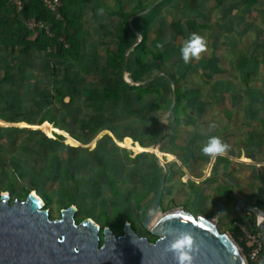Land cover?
Masks as SVG:
<instances>
[{"label": "trees", "instance_id": "1", "mask_svg": "<svg viewBox=\"0 0 264 264\" xmlns=\"http://www.w3.org/2000/svg\"><path fill=\"white\" fill-rule=\"evenodd\" d=\"M67 1L62 0L61 18L46 8L43 0H24L20 11L10 0H0V118L34 125L0 126V195L8 191L13 203L36 191L52 219H56L53 205L60 209L75 205L78 222L92 218L98 224L103 223L101 237L105 227L122 234L126 222L142 225L143 216L154 200L164 173L155 155L145 151L133 155L132 149L118 145L109 133L98 137L94 148L76 146L57 132L51 137L39 125L49 121L84 145L109 130L121 142L131 139L133 144L139 141L136 144L149 147L160 139L175 142L172 131L183 133L189 125L195 129L187 130L185 140L202 141L205 134L200 129L208 122L212 102H221L222 94L235 89H245L251 95L250 110L253 105H261L253 111V118L261 119L264 125V118L258 113L264 110V84L251 85L252 81L264 80V58L254 53L250 63L243 61L241 75L246 88L215 81L204 92L198 85L184 83L190 64L183 62V43H167L172 33L174 38L179 35L185 41L190 36L186 26L199 33L197 20L179 16L178 20L166 23L168 26L158 22L163 7L173 5L181 10L184 3L185 10L190 1L136 0L129 8L123 7L118 13L121 19L110 24V35L105 32L108 25L99 27L100 34L105 32L113 45L105 53L86 52L88 36L80 22L69 17ZM201 1L209 11L219 8L224 17L230 12L225 8L229 0ZM241 2L244 12L256 11L264 22V0ZM149 7L152 9L144 12ZM198 16L207 20L212 13ZM31 18L45 22L50 32L43 28L29 29L27 21ZM156 28L159 32L152 39ZM135 31L142 35L140 42ZM257 34L256 49L264 47L261 31ZM126 56V72L134 84L124 77ZM204 66L210 72H222L220 55L214 52ZM140 81L143 83L136 84ZM204 95L213 100L206 101ZM255 135L259 140L255 148L258 151L264 141V126ZM245 145L248 149L249 144ZM161 149L177 150L174 145ZM192 157L195 162L209 160L197 152ZM187 158V154L182 156L184 163ZM246 220L235 219L230 231L248 255L251 247L242 226L260 235L255 216L249 213ZM238 221L240 224H236ZM146 233L140 235L151 241L157 239L148 230Z\"/></svg>", "mask_w": 264, "mask_h": 264}, {"label": "crops", "instance_id": "2", "mask_svg": "<svg viewBox=\"0 0 264 264\" xmlns=\"http://www.w3.org/2000/svg\"><path fill=\"white\" fill-rule=\"evenodd\" d=\"M135 1L136 0H119L120 7L116 6L117 0H68L67 1V5H68L67 12L69 17L71 19L80 22V24L84 27L83 31H86L85 34L88 36L86 52L99 51L101 53H105L109 47L113 48V45L110 42V37L107 39L105 37V32L108 35H110L112 32V28L110 26L111 22L119 21V19H121L118 13L121 10H123V2L128 4H133L135 3ZM155 1L157 0H145L146 3H153ZM188 1H190V3L188 8H185V10H184V3L181 6V10H179V8L177 9L173 5H169L168 7L167 6L163 7L161 14H159L158 16V22H160L162 26H166L167 25L166 23L170 24L172 21L178 20L179 16L181 18H185L188 20H197L196 22L198 23L199 26L198 27L199 34L205 35L209 41L208 51L202 55V58L200 60H193L190 63H188L190 64V73L188 74L184 83L191 85H199V84L210 85L216 81L222 83H229L231 85L234 84L242 85L244 88H246L245 87L246 83L241 75V66L243 65V61H248V63H250V57L254 53H258L260 59L261 57L264 58L262 56L263 54L262 51L264 50L263 49L256 50V47L254 45L251 46V44L249 43V40L258 38L257 33L258 31H260L258 30L259 28H256L255 30L253 29L254 27H256V18L260 21V23L264 24V22H262L261 19L257 16L256 11H253L252 13L244 12L245 6L243 2H241V0H229V2L226 4L225 7L227 11H230L227 17L221 15L222 13L219 11V8L212 9L209 11L208 7L205 6L204 2H202L201 0H199V2H197L196 0H188ZM232 5H235L233 9H232ZM257 6L259 7V4H257ZM209 12L212 13V16L209 17L207 20L202 19L203 17L198 16V14L208 15ZM60 17L62 18L63 16L60 15ZM101 24H104V26L106 27L108 25V30L105 28L106 29L105 32L100 34L99 27ZM185 30L189 32L188 33L189 35H191L194 32L193 29L190 30L187 28V26ZM255 31H256V36L253 34L255 33ZM47 32H50V30ZM157 32H159L157 28L152 31L151 34L152 39L156 38ZM246 41L248 42L249 47H245L243 45V42L246 43ZM169 42L170 43L176 42L181 44L184 43L185 41H183V37L179 35H177L174 38V35L172 33L170 40L169 39L167 40V43ZM214 52H216L221 57L222 72L213 73V71L210 72L207 70L206 68L207 66H204V64L208 62V59L212 56ZM178 70L179 67H176L175 71ZM235 70H239V71L235 73ZM207 73L213 74V76L208 77ZM125 74H129V73L128 72L124 73V77ZM254 78L255 77H253V79ZM262 84H264V80L262 79H259L257 82L255 81L251 82V85L253 87L261 86ZM208 97L209 100L207 96L204 95V99L206 101L213 100L212 97L210 96ZM220 97H222L221 102H216V104H222V102L225 103V106H221V108H219L220 111L224 112L223 116L227 118V120L230 119L232 120L237 117L236 128L242 129L244 131L243 133L245 134V136L238 138V140H235L236 134L233 133L234 131H232L233 135L232 134L229 135L228 134L229 132L224 127L225 131H222L223 134H217L214 131L212 132L206 130L205 129V127L207 126L206 124L203 125L200 129L201 132L205 134V139L202 141H195L197 142V145H192L190 143H192L193 141L185 140L187 136L186 132L187 130H189L188 127L191 126L189 125L187 126V130L183 131L184 139L181 142L178 141L168 142L165 140L163 141L161 139L158 146L161 149V147L163 146L174 145V148L177 149L174 152L161 150L162 151L161 153L167 158L170 156L177 158L179 157V159L181 160L180 163L181 166L182 165L185 166V168H187L188 170L189 175L186 177L191 179L190 182L187 184L188 185L187 187L196 189L198 186H200L202 193L208 197V207L210 209V213H212V215H209V218L214 219L221 217L222 215L224 216L228 215L229 222L231 223L237 218H243L245 219V221H247L246 218L248 217L249 212L245 210H241V211L235 210V204L238 199L235 193L241 192L246 198H251L255 206L264 210V141L262 142L261 150L258 149L257 151L255 149L256 147H258L256 145V142L259 141L256 139L255 131L261 129L264 125L261 119L258 120L253 118V111L256 112L255 111L256 107H254L253 105L252 108L253 110H250L251 108H249V102L251 100V95L247 94L245 89L239 91L235 89L229 92L228 94H222ZM244 100L246 101L245 103H243ZM214 103L215 102H212V105H214ZM241 104H242V108H240L239 113L242 112V115L236 114V112H234V108L240 106ZM212 105H211V113L213 111ZM258 113L260 117L264 118V110H260L258 111ZM0 120H2V122L5 121L1 118ZM12 123H24L25 124L24 126L34 127V125L30 126L26 122H12ZM46 124L49 125L50 127L49 128L45 127L44 125ZM3 126H8V125L3 124ZM18 126H23V124ZM39 127L44 131H47L51 127L55 128L49 121H45L43 124L39 125ZM55 129L58 131H62L65 134H68L67 132L60 130L59 128L58 129L55 128ZM104 131L105 132H103L102 134L108 132V130H104ZM68 136L70 135L68 134ZM101 136L102 135L99 134L96 137V139L92 141L95 144L93 147L90 146L92 142L88 145H84L81 143V146L84 147L90 146L91 148H94L96 146L97 138ZM111 136L114 138V140L116 139L113 133H111ZM211 136H220L223 140H225L227 143L231 145V151H229L224 156H218L216 158H211L207 155H204L201 149L203 145L207 143L209 137ZM262 139L264 140V136ZM128 141L129 140L125 139L122 142L124 144V143H128ZM137 142L139 141H136L134 144H136ZM246 143L249 144L248 149L245 145ZM75 145L78 146L77 143ZM153 145L149 147H153ZM192 146H194L193 147L194 149H192ZM197 146L199 147L195 151V148ZM137 147L141 149L142 145L133 146V148H137ZM178 147H181L183 149L186 148L188 149L183 151ZM242 149L243 151L240 154ZM143 151L144 150L140 152ZM195 152L199 153L201 156L209 157V160L207 162H202V161L195 162L194 158L192 157L193 153ZM151 153H153L156 158V154L152 151ZM184 154L188 155V158L186 159V163H184V160L182 159V156ZM245 158H248V160H246ZM219 159H226L228 161L219 162ZM207 164H209V167L205 169L204 166ZM217 168L218 169L221 168V170L223 171V176H217L218 174L215 173H214L215 176H212L213 170L215 171L217 170ZM170 172L171 170L169 167V173L167 175L166 183L164 187V189L165 188L167 189L168 194L171 191H172L171 193H173L177 189L176 181L173 179L174 176L169 177ZM32 192H36V191H32ZM220 201L224 202L226 205L225 211L222 214H220L217 211V204ZM250 214H253L255 216V224L257 225V230L259 235L262 237L263 231H261V229L258 227L256 214L255 213H250ZM236 224H240V221L236 222ZM251 225L254 226V224ZM242 228L243 230L246 229L244 226H242ZM262 257L263 255L261 256V258ZM260 260H259V264H260Z\"/></svg>", "mask_w": 264, "mask_h": 264}, {"label": "water", "instance_id": "3", "mask_svg": "<svg viewBox=\"0 0 264 264\" xmlns=\"http://www.w3.org/2000/svg\"><path fill=\"white\" fill-rule=\"evenodd\" d=\"M150 9L152 7L144 12ZM135 32L140 42L142 36ZM126 64L127 56L124 73ZM127 82L134 84L131 80ZM68 100L69 96L66 97ZM3 123L8 126L20 125L6 121ZM56 132L68 136L62 131ZM159 143L160 140L153 147ZM147 148L145 150L157 152ZM156 160L164 173L154 200L142 220L144 227L157 236L155 241L138 234L129 222L125 224L122 234H115L110 227H105L101 237V226L92 218L77 221L75 205L62 209L61 216L52 219L50 210L44 207L43 199L36 192L29 193L23 200L17 198L13 203L10 193L3 192L0 195V264H178L173 253L167 251V244L172 239L167 231L169 227L187 229L196 236L200 247L195 254V264H249L244 249L232 234L219 229L215 219L203 214L194 215L179 207L161 211L169 167L157 156ZM235 195L238 198L235 210L256 214L264 242V210L255 206L253 200L241 192ZM225 208L224 202H218L217 211L220 214ZM260 264H264V254Z\"/></svg>", "mask_w": 264, "mask_h": 264}, {"label": "rangeland", "instance_id": "4", "mask_svg": "<svg viewBox=\"0 0 264 264\" xmlns=\"http://www.w3.org/2000/svg\"><path fill=\"white\" fill-rule=\"evenodd\" d=\"M125 2V1H124ZM123 2V7L125 8H129V6H131V4H128V3H124ZM116 6L117 7H120V2L119 0H117L116 2ZM256 28H259V30L261 31V34L264 36V24L260 23V21L256 18V27H254L253 29L255 30ZM255 36H256V31L255 33H253ZM253 36V35H252ZM256 41L257 39H252V40H249V43L252 45H254L255 47L257 46L256 45ZM253 42V44H252ZM259 44V43H258ZM261 44V42H260ZM243 45L245 47H249V44L248 42L246 41L243 42ZM258 49H263V47H259ZM257 50V49H256ZM262 56L264 57V51H262ZM237 67V66H236ZM239 70H235V73H237ZM198 86H200V90H203L204 92L205 91H208V88H209V84H199ZM208 100H209V97L207 96ZM246 101L244 100L243 103H245ZM242 103V104H243ZM214 103V105H212L213 107V111L211 113V115H209V120L208 122L206 123L207 126L205 127L206 130L208 131H214L216 132L217 134H223L222 131H225L224 127L227 129V131L229 132L228 134H232V131H234L233 133L236 134L235 136V140H238V138L240 137H243L245 136V134L243 133L244 131L242 129H238L236 128L237 127V123H236V118L234 119H230V120H227V118H225L223 116V111H220L219 108H221V106H225V103L222 102V104H216ZM233 104V103H232ZM242 104L236 108H234V112H236V114H241L242 115V112L239 113V110L240 108H242ZM258 105V106H257ZM256 107H259L261 105L257 104ZM3 122L2 120H0V125L3 126ZM23 126L25 125L24 123H20V125ZM164 124L167 125V121L164 119ZM30 126H33L31 124H29ZM213 125H215V127H213ZM45 127L49 128L50 126L49 125H44ZM204 128V127H203ZM58 129V128H57ZM189 130H194L195 128L193 126H189L188 127ZM54 131H58L56 130L55 128L51 127L50 129H48L46 132L50 135V136H54ZM166 133H167V129H165ZM105 132V131H102L100 133V135H103L102 133ZM231 132V133H230ZM106 133H109L111 135V131L108 130V132ZM226 133V132H225ZM239 133V135H238ZM105 134V133H104ZM171 134H174L175 135V142L178 141V142H181L183 139H184V134L180 131H178L177 133L173 132ZM227 135V134H226ZM233 135V134H232ZM129 140L128 143H124L122 144L123 146L125 147H128L129 149H132L134 154H137L138 152L144 150L145 152H151L149 150H145L146 148H144L142 146L141 149H139L138 147L137 148H133V146H141L139 144H133V141L131 139H127ZM161 140V139H160ZM67 142L71 143H77L78 142L76 140H74L73 138H71L70 136H67V139H66ZM121 142V141H120ZM123 143V142H122ZM139 143V142H137ZM95 144L92 142L90 144V146H94ZM152 148L153 150H157V152H155L156 156L159 158V160L163 163V164H166L167 166H169L171 168V172H170V175L169 176H174V180L176 181V186H177V189L176 191H174L173 193H167V189L165 188L164 189V194L163 195V206H164V209H161L162 212H166L167 210L169 209H172V208H183L184 210L186 211H189L191 213H193L194 215H199V214H203L207 217H209V215H212V213H210V209L208 207V197L205 196L202 191H201V188L200 186H198L196 189H193V188H189L187 187L188 183L190 182L191 179H189L188 176L189 173H188V170L187 168H185V166H181V160L179 159V157H165L161 152L162 149L159 148V146L157 147H150ZM150 148H147V149H150ZM243 149L241 150L240 154L242 153ZM160 155V156H159ZM246 160H248V158H245ZM220 161H225L227 162L228 160L226 159H219V162ZM205 169L209 167V164L205 165L204 166ZM218 174L217 176H223V171L221 170V168H217V170H213L212 172V176H215V174ZM188 179V181H187ZM9 180H12V178H9ZM171 182V181H170ZM1 188H4V186H2ZM8 189V188H7ZM9 190H11L9 188ZM6 192V191H5ZM8 192V191H7ZM52 213L53 215L57 218V217H60L61 215V211L62 209H60V206L58 205H53L52 206ZM85 219V218H84ZM216 221H217V225L219 227V229L222 231V232H228L230 234L231 231H230V226L232 225L231 222H229V219H228V215L224 216L222 215L221 217H218V218H214ZM95 221V220H94ZM133 221V220H131ZM96 222V221H95ZM97 223V222H96ZM127 223V222H126ZM125 223V224H126ZM134 228L136 230V232L138 234H147L146 233V228L144 227V225L140 224V223H137V222H134ZM100 225H103V223H99ZM125 226V225H124ZM146 229V230H145ZM249 264H252V262H250L249 259H247Z\"/></svg>", "mask_w": 264, "mask_h": 264}, {"label": "clouds", "instance_id": "5", "mask_svg": "<svg viewBox=\"0 0 264 264\" xmlns=\"http://www.w3.org/2000/svg\"><path fill=\"white\" fill-rule=\"evenodd\" d=\"M208 48L209 41L205 35L192 33L181 48L183 62L188 64L193 60H200L202 55L208 51ZM201 151L204 155L216 158L231 151V145L220 136H211L207 143L203 145ZM167 231L172 236L167 244V251L173 253L178 264H195V254L198 253L200 246L193 232L173 227H169Z\"/></svg>", "mask_w": 264, "mask_h": 264}, {"label": "built area", "instance_id": "6", "mask_svg": "<svg viewBox=\"0 0 264 264\" xmlns=\"http://www.w3.org/2000/svg\"><path fill=\"white\" fill-rule=\"evenodd\" d=\"M13 5L16 7L18 11L22 10L24 5V0H10ZM44 5L46 8L55 12L58 17H60V7L62 5V0H43ZM27 26L31 30L36 29H46L47 31L50 30V27L43 21L37 20L36 18H31L27 21ZM125 79L127 81L130 80L129 74H125ZM246 232V239L248 246L251 247L247 258L252 262V264L259 263L261 256L263 255L264 250V242L261 239V236H256L255 234L250 233L248 230L245 229Z\"/></svg>", "mask_w": 264, "mask_h": 264}, {"label": "flooded vegetation", "instance_id": "7", "mask_svg": "<svg viewBox=\"0 0 264 264\" xmlns=\"http://www.w3.org/2000/svg\"><path fill=\"white\" fill-rule=\"evenodd\" d=\"M190 144H192V145H197V142H192V143H190ZM170 170H171V168H170ZM170 177V176H169ZM162 206H161V209H162V207H164L163 206V198H162ZM146 214V213H145ZM145 216V215H144ZM144 216H143V218H144ZM143 220V219H142ZM131 225H132V223L131 222H129ZM100 225V224H99ZM102 228L104 227V226H102V225H100ZM132 227L134 228V225H132Z\"/></svg>", "mask_w": 264, "mask_h": 264}, {"label": "bare ground", "instance_id": "8", "mask_svg": "<svg viewBox=\"0 0 264 264\" xmlns=\"http://www.w3.org/2000/svg\"><path fill=\"white\" fill-rule=\"evenodd\" d=\"M160 156V155H159ZM155 223V221L153 222V224Z\"/></svg>", "mask_w": 264, "mask_h": 264}, {"label": "snow or ice", "instance_id": "9", "mask_svg": "<svg viewBox=\"0 0 264 264\" xmlns=\"http://www.w3.org/2000/svg\"><path fill=\"white\" fill-rule=\"evenodd\" d=\"M188 219H191L190 217Z\"/></svg>", "mask_w": 264, "mask_h": 264}]
</instances>
